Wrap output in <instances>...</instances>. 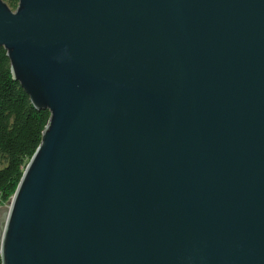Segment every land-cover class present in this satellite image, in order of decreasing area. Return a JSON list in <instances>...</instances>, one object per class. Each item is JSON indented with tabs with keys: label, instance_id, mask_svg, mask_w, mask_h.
<instances>
[{
	"label": "water",
	"instance_id": "obj_1",
	"mask_svg": "<svg viewBox=\"0 0 264 264\" xmlns=\"http://www.w3.org/2000/svg\"><path fill=\"white\" fill-rule=\"evenodd\" d=\"M49 111L2 264H264V0H0Z\"/></svg>",
	"mask_w": 264,
	"mask_h": 264
},
{
	"label": "trees",
	"instance_id": "obj_2",
	"mask_svg": "<svg viewBox=\"0 0 264 264\" xmlns=\"http://www.w3.org/2000/svg\"><path fill=\"white\" fill-rule=\"evenodd\" d=\"M3 1L13 11L18 8L19 0ZM49 118V111H37L13 79L7 52L0 48V207L10 205Z\"/></svg>",
	"mask_w": 264,
	"mask_h": 264
},
{
	"label": "rangeland",
	"instance_id": "obj_3",
	"mask_svg": "<svg viewBox=\"0 0 264 264\" xmlns=\"http://www.w3.org/2000/svg\"><path fill=\"white\" fill-rule=\"evenodd\" d=\"M9 206L10 205H5V206L0 207V220L1 219L4 220L6 218L7 213L9 211Z\"/></svg>",
	"mask_w": 264,
	"mask_h": 264
}]
</instances>
